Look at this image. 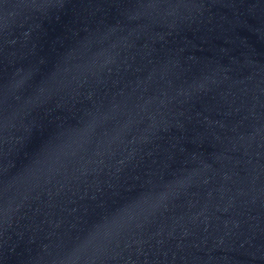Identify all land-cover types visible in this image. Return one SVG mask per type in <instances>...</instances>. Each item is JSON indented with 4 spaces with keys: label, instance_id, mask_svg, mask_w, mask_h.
<instances>
[{
    "label": "water",
    "instance_id": "water-1",
    "mask_svg": "<svg viewBox=\"0 0 264 264\" xmlns=\"http://www.w3.org/2000/svg\"><path fill=\"white\" fill-rule=\"evenodd\" d=\"M0 264H264V0H0Z\"/></svg>",
    "mask_w": 264,
    "mask_h": 264
}]
</instances>
